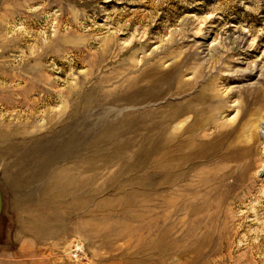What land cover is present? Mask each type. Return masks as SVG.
<instances>
[{
    "label": "rangeland",
    "instance_id": "rangeland-1",
    "mask_svg": "<svg viewBox=\"0 0 264 264\" xmlns=\"http://www.w3.org/2000/svg\"><path fill=\"white\" fill-rule=\"evenodd\" d=\"M161 73L159 104L128 111L194 109L185 137L214 152L190 163L185 206L171 201L166 140L140 161L138 142L73 138L28 166L26 149L101 93ZM261 92L264 0H0V264H264V131L247 140ZM221 130L238 158L206 177ZM250 152L263 168L244 181Z\"/></svg>",
    "mask_w": 264,
    "mask_h": 264
},
{
    "label": "bare ground",
    "instance_id": "bare-ground-1",
    "mask_svg": "<svg viewBox=\"0 0 264 264\" xmlns=\"http://www.w3.org/2000/svg\"><path fill=\"white\" fill-rule=\"evenodd\" d=\"M166 75L158 74L155 81L150 86H145L137 89L133 93L122 96L115 91H109V93H101L93 103L86 104L84 115H80L74 122L64 124L61 135L54 134L53 136L46 137V142L56 140L55 146L44 142L42 145L35 146L36 148H27L24 152V160L29 161L28 166L34 165V161L37 159H47L52 162L50 153L55 151L54 159L59 157V150H63L69 139L81 138L75 145L77 147H84L86 143L93 142V138L96 140H110L114 138H120L117 141L113 149H117L119 152H126L129 150L133 143H139V158L146 159L150 154L160 150L164 141L168 142V155L170 158V178L169 184L172 192L171 201L174 206L179 204V199L183 200L185 206L188 201L187 190L190 188L191 180H189L190 163L194 160H198L197 163L206 161L213 156L214 150L207 152L204 143L199 145V148L194 145H189V138L185 137L189 133H193L196 130L197 123L193 121L191 124L185 126L186 122L192 117L194 109H180L177 106L172 107L167 113H158L156 110L151 109L152 106L159 104V94L162 92H155L157 85L163 83ZM58 84V82H57ZM44 97L41 95L30 106L36 107L37 102L41 101ZM259 107L254 114L258 117L252 120L250 123V129L247 134V140L252 138H258L259 134L264 131V97L263 93L258 96ZM150 106V109H146L144 112L133 113L128 110L144 109ZM75 125L77 128H73ZM226 132L223 130L219 133V142L215 148L218 153V159L222 166L216 168L212 175L205 169L202 172L206 177H214L217 173L220 175V171H225L231 160L236 161L237 156L230 155L225 149V141L227 139ZM40 137H33L34 143L39 144ZM112 139V140H111ZM25 140H22L24 144ZM122 141V142H120ZM257 139L255 140V143ZM122 143V144H121ZM99 145V143H94ZM45 147L51 149H45ZM57 149V150H56ZM92 149V148H90ZM89 149V150H90ZM150 153V154H149ZM252 154V160L242 166L240 178L244 181L255 177L254 172H260L263 168L262 165L257 164V160L254 159L255 153ZM231 159V160H230ZM58 160V159H57ZM48 164H45L43 172L46 171ZM141 168L145 169V165L141 162ZM192 168V167H191ZM260 169V170H259ZM259 170V171H258ZM217 172V173H215ZM201 174V180L203 183L199 186L200 189L206 188L205 176ZM226 178V177H225ZM250 185H247L249 190ZM180 193L181 197L178 198L177 194Z\"/></svg>",
    "mask_w": 264,
    "mask_h": 264
},
{
    "label": "built area",
    "instance_id": "built-area-1",
    "mask_svg": "<svg viewBox=\"0 0 264 264\" xmlns=\"http://www.w3.org/2000/svg\"><path fill=\"white\" fill-rule=\"evenodd\" d=\"M79 251H81V250H80V248L77 247L76 250H75V252H76V254L74 256L75 258H78L79 253H80Z\"/></svg>",
    "mask_w": 264,
    "mask_h": 264
}]
</instances>
